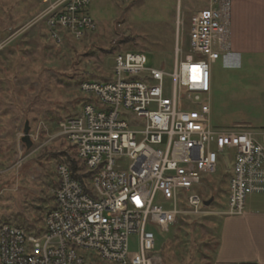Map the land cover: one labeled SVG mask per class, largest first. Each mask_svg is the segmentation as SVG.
<instances>
[{
	"label": "built area",
	"instance_id": "1",
	"mask_svg": "<svg viewBox=\"0 0 264 264\" xmlns=\"http://www.w3.org/2000/svg\"><path fill=\"white\" fill-rule=\"evenodd\" d=\"M91 2L40 0L35 22L57 43L82 40L98 28ZM189 23L187 52L177 32L172 73L125 51L114 57L112 80L79 84L89 101L58 133L74 147L83 183L59 164L45 229L2 225L0 264H163L154 227L169 232L186 212L244 215L248 197L264 194V131L220 130L210 119L212 65L231 50L232 0H209ZM229 164L227 208L210 212L205 178Z\"/></svg>",
	"mask_w": 264,
	"mask_h": 264
},
{
	"label": "rangeland",
	"instance_id": "2",
	"mask_svg": "<svg viewBox=\"0 0 264 264\" xmlns=\"http://www.w3.org/2000/svg\"><path fill=\"white\" fill-rule=\"evenodd\" d=\"M208 4L92 0L89 11L98 23L96 32L79 41L65 36L57 43L43 21L35 22L40 0H0V227L18 226L33 234L45 229L59 184L58 165L76 161L74 147L58 132L60 122L82 112L89 101L79 83L112 80L114 57L125 51L144 52L150 65L172 73L177 32L187 52L191 14ZM247 58L212 65L210 119L217 129L264 131V56L255 63ZM26 121L31 148L22 142ZM128 165L124 161L125 169ZM231 169V164L222 165L218 175L205 178L200 194L207 200L214 197L210 212L227 208ZM247 204L262 208L264 194L249 196ZM222 220V214L183 213L169 232L153 228L155 251L163 264H215ZM129 249L139 251L138 235L131 236Z\"/></svg>",
	"mask_w": 264,
	"mask_h": 264
},
{
	"label": "crops",
	"instance_id": "3",
	"mask_svg": "<svg viewBox=\"0 0 264 264\" xmlns=\"http://www.w3.org/2000/svg\"><path fill=\"white\" fill-rule=\"evenodd\" d=\"M242 56L251 63L264 56V0H232L231 50L219 60L227 65ZM221 223L215 264H264V206L246 204L244 215H223Z\"/></svg>",
	"mask_w": 264,
	"mask_h": 264
},
{
	"label": "water",
	"instance_id": "4",
	"mask_svg": "<svg viewBox=\"0 0 264 264\" xmlns=\"http://www.w3.org/2000/svg\"><path fill=\"white\" fill-rule=\"evenodd\" d=\"M30 130H31V127L29 125V121H26V124L24 127V133L22 136V142L25 143L28 148H31L33 145V141L31 139V135H30ZM213 201H214V197H211L210 199L205 200L204 204L206 206H210Z\"/></svg>",
	"mask_w": 264,
	"mask_h": 264
},
{
	"label": "trees",
	"instance_id": "5",
	"mask_svg": "<svg viewBox=\"0 0 264 264\" xmlns=\"http://www.w3.org/2000/svg\"><path fill=\"white\" fill-rule=\"evenodd\" d=\"M87 80V79H86ZM88 80H92V79H88ZM83 81H85V80H82L81 82H83ZM80 82V83H81ZM79 83V84H80ZM71 168H72V171H73V176L75 177V178H77V179H79V180H81V182L83 183V179H82V176H80L79 175V173H78V171L80 170V169H82V165H80L79 163H78V161L76 160V161H72V163H71ZM225 182V181H224ZM222 183V182H221ZM226 189L228 190V181H227V186H226ZM226 190V191H227ZM211 191H212V189H211ZM54 199V198H53ZM54 207V206H53Z\"/></svg>",
	"mask_w": 264,
	"mask_h": 264
}]
</instances>
